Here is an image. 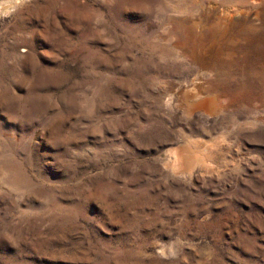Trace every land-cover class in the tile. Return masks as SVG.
Here are the masks:
<instances>
[{
    "label": "rangeland",
    "instance_id": "1",
    "mask_svg": "<svg viewBox=\"0 0 264 264\" xmlns=\"http://www.w3.org/2000/svg\"><path fill=\"white\" fill-rule=\"evenodd\" d=\"M0 264H264V0H0Z\"/></svg>",
    "mask_w": 264,
    "mask_h": 264
},
{
    "label": "bare ground",
    "instance_id": "2",
    "mask_svg": "<svg viewBox=\"0 0 264 264\" xmlns=\"http://www.w3.org/2000/svg\"><path fill=\"white\" fill-rule=\"evenodd\" d=\"M202 104V103H201ZM204 105V104H203ZM205 106V105H204ZM205 158H204V155L202 156V155H197L196 157H194V164H195V166H197V164L199 163L200 165L199 166H201L202 164H203V166H204V164H205V160H204ZM193 164V165H194ZM202 166V167H203ZM206 168V167H205ZM202 170V169H201Z\"/></svg>",
    "mask_w": 264,
    "mask_h": 264
}]
</instances>
